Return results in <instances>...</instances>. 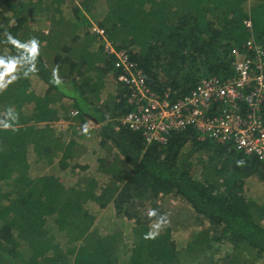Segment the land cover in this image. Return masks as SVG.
Returning a JSON list of instances; mask_svg holds the SVG:
<instances>
[{"label": "trees", "instance_id": "1", "mask_svg": "<svg viewBox=\"0 0 264 264\" xmlns=\"http://www.w3.org/2000/svg\"><path fill=\"white\" fill-rule=\"evenodd\" d=\"M28 1L0 0V41L6 31L21 41L34 36L61 55L51 67L40 50L37 70L0 93V120L9 108L18 116L17 131L0 128V264H187L190 254L201 264L204 253L223 242L234 253L224 264L264 258V195L251 190L258 180L264 184V164L231 144L201 139L195 129L172 133L166 144H147L122 125L132 107L115 57L97 47L92 13L98 0ZM104 2L98 27L129 53L155 93L170 91L174 100L205 77L234 76V51L243 53L250 38L264 46V0ZM72 4L67 14L64 7ZM39 17L51 22L48 34L29 27ZM0 54L16 49L0 43ZM57 65L60 85L52 83ZM34 77L47 86L44 95L32 90ZM108 78L116 93L103 99ZM64 99L72 103L68 108ZM71 110L80 112L83 126L67 142L52 124ZM30 149L48 168L44 174L31 175ZM169 197L187 203L208 225L185 250L170 227L144 238L155 219L147 211L165 214L161 202ZM111 210L115 219L134 222L127 242L121 231L95 229Z\"/></svg>", "mask_w": 264, "mask_h": 264}, {"label": "built area", "instance_id": "2", "mask_svg": "<svg viewBox=\"0 0 264 264\" xmlns=\"http://www.w3.org/2000/svg\"><path fill=\"white\" fill-rule=\"evenodd\" d=\"M246 24L252 28L251 21ZM93 33L104 39V52L115 57L114 68L128 93L132 110L121 120L123 126L141 133L147 144H166L172 133L195 129L201 139L231 144L264 164V46L254 37L243 53L234 51V76L205 77L174 100L170 91L164 96L155 93L129 53L117 50L103 29L95 25ZM79 115L78 110L70 111L72 118Z\"/></svg>", "mask_w": 264, "mask_h": 264}, {"label": "rangeland", "instance_id": "3", "mask_svg": "<svg viewBox=\"0 0 264 264\" xmlns=\"http://www.w3.org/2000/svg\"><path fill=\"white\" fill-rule=\"evenodd\" d=\"M29 0L28 2H30ZM35 1V0H34ZM74 4H80V0H72ZM104 1V0H102ZM99 0L96 4V8L93 11V15L95 16V19L92 17V22L94 25H97V20L100 19L103 13L104 3ZM72 5H68L67 8L64 7V11L68 14V12L72 13ZM90 16V15H89ZM69 18V17H68ZM29 26L31 29H35L34 31H40L41 28H51V22H49L46 18L39 17L34 18L30 20ZM52 29V28H51ZM49 32V31H48ZM48 34V33H45ZM97 47L100 48L101 46H104V39L101 37H97ZM44 43L42 44L41 51L45 55L46 61L49 63V65L52 67L54 63L58 62L60 59L58 56L61 55L59 49H55L56 45L53 44V48L50 49L46 46ZM74 47V45L72 44ZM46 47V49L44 48ZM108 86L103 92V99L107 98L108 95L116 93V83H114L113 78H108ZM68 108L69 106H65ZM79 118V117H78ZM78 118H70L74 119L72 122H77ZM108 150V148H107ZM36 171H38V166ZM252 193L256 194L257 196L264 195V184L262 181L258 180L257 185L251 189ZM161 204L164 206V213L167 215L168 223L167 225L160 230L162 232L166 227L172 228V234L173 239L176 241L178 247L180 250H185L188 246V243L193 239V235H195L197 232L205 229L206 226L200 221V218L196 217L192 211L191 207L185 203L184 201L173 199V197L165 198L164 201L161 202ZM105 221H100L99 224L95 226L96 228H99L98 231H102V234H109L115 231H121L123 233L124 241L127 242L130 240V236L132 235V226L134 225L133 221H128L126 219H115L113 217V211H109L105 215ZM228 254H234L232 246L229 245L226 242L219 243L214 246V248L210 251H206L204 253L203 259L201 264H224V259ZM192 254L188 255V263L187 264H197L193 263L192 260H195L194 257L191 256ZM249 255L248 257H250ZM250 264H264V258H255V255L251 257Z\"/></svg>", "mask_w": 264, "mask_h": 264}, {"label": "clouds", "instance_id": "4", "mask_svg": "<svg viewBox=\"0 0 264 264\" xmlns=\"http://www.w3.org/2000/svg\"><path fill=\"white\" fill-rule=\"evenodd\" d=\"M4 39L0 43L10 44L16 49L15 55L0 54V93L7 90L9 85L22 77H28L37 70V59L40 56L41 43L37 37H31L26 41L14 37L10 32H5ZM52 83L60 85L62 83L59 77V66L52 71ZM5 120H0V128L4 130L11 129L17 131L12 122L18 120L17 114L9 108L5 115ZM88 131V126L83 128ZM243 162L238 161L237 165L242 166ZM149 219L155 218L150 224V230L145 234V239H154L168 223L166 214L158 213L156 209L147 211Z\"/></svg>", "mask_w": 264, "mask_h": 264}, {"label": "crops", "instance_id": "5", "mask_svg": "<svg viewBox=\"0 0 264 264\" xmlns=\"http://www.w3.org/2000/svg\"><path fill=\"white\" fill-rule=\"evenodd\" d=\"M102 1V0H100ZM99 2V0H98ZM104 3V8H103V13L102 15L106 12L107 10V5L105 4L104 1H102ZM43 32L48 33V31L50 30V28H41ZM45 44V43H44ZM60 57V56H58ZM32 90L34 92H36L38 95H44L47 91V86L38 78V77H34L32 78ZM63 105L62 106H69L71 105V101L69 102L68 99H64L63 100ZM68 118L65 119L64 117V113H61V119L55 123L52 124V126L55 128L57 134H62L64 136L65 141H70L71 139L74 140L75 139V135L74 132L75 130L79 131V128L82 127V123L80 121L77 122H72V120L74 119H69L72 118L70 116V112L69 115L67 116ZM77 118V117H76ZM88 125V124H87ZM91 126H89L90 128L93 129H97L99 128L98 125L94 124L93 122L90 123ZM86 137H82L81 139H85ZM79 141V140H78ZM82 145H85V141L84 140H80L79 141ZM78 150H81V148H78ZM29 162L31 164V175L33 177H35V175H41L44 174L48 168L46 166L43 165V163L41 161H38L35 152L33 151V149H30L29 151ZM38 166V171L36 172V170L34 171V168H36ZM72 175V174H71Z\"/></svg>", "mask_w": 264, "mask_h": 264}]
</instances>
